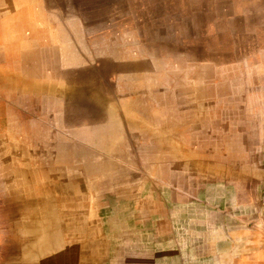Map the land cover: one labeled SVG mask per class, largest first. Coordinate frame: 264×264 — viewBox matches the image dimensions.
<instances>
[{
    "label": "rangeland",
    "instance_id": "rangeland-1",
    "mask_svg": "<svg viewBox=\"0 0 264 264\" xmlns=\"http://www.w3.org/2000/svg\"><path fill=\"white\" fill-rule=\"evenodd\" d=\"M26 1L35 29L0 45V264L13 141L39 184L86 187L96 264H264V0Z\"/></svg>",
    "mask_w": 264,
    "mask_h": 264
},
{
    "label": "bare ground",
    "instance_id": "bare-ground-1",
    "mask_svg": "<svg viewBox=\"0 0 264 264\" xmlns=\"http://www.w3.org/2000/svg\"><path fill=\"white\" fill-rule=\"evenodd\" d=\"M27 4L26 0H13L9 3L7 9H4L0 4V45L5 50L9 48V45H24L23 42L11 43L14 32L13 21L22 25V29H20L21 35H23V32L30 33V31H33L32 27L35 29V21L30 18L31 12ZM15 12L16 16L15 20H13L11 14ZM21 47L12 46L14 49H20ZM13 80L14 87L18 90L25 93L42 94L41 89L36 90L37 85L31 81H23L18 77ZM49 92L52 94L51 91ZM8 146L9 149L7 150L12 151L15 156L22 152V155L20 154L22 157L20 160L17 159L21 166H13L11 163L14 159L11 157L4 158L2 161V170L8 175L9 180L11 196L9 201L11 200L12 203L7 211V216L13 238L3 258V264L98 263L99 259L97 257H85L75 253L76 250L81 253L85 249L86 241L81 238L85 237L87 231L84 223L80 225L81 232L79 234L74 233L72 230L77 222L75 220L76 216H74L75 212L71 211L70 193L73 190L75 194L79 192V196L85 198V201L87 198V202L92 205L90 197H85L86 187L82 184L77 185L74 177H72V180H67V177L64 180L61 176V169L58 167L49 171V173L52 172L54 179L49 183L50 185L39 184L35 181L36 177L45 172L38 159L34 157L35 154L25 156V149H22L14 141L10 142ZM4 153H6V148ZM25 153L30 154V151L26 150ZM71 170L69 167L66 170L68 177ZM72 174L73 172H71ZM56 203L57 209L55 208ZM80 207L82 209L85 208L84 205ZM76 238L83 241L78 249H76L77 246L72 244Z\"/></svg>",
    "mask_w": 264,
    "mask_h": 264
}]
</instances>
